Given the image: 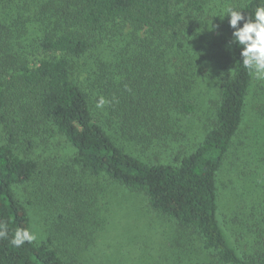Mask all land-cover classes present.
Instances as JSON below:
<instances>
[{
    "label": "trees",
    "instance_id": "trees-1",
    "mask_svg": "<svg viewBox=\"0 0 264 264\" xmlns=\"http://www.w3.org/2000/svg\"><path fill=\"white\" fill-rule=\"evenodd\" d=\"M259 3L243 0L236 8L251 15ZM43 6L53 28L37 43L41 57L18 61L16 82H9L34 92L40 122L72 146L73 162L143 193L219 264H264V134L249 152L257 159L242 165L237 158L229 179L235 200L241 188L251 197L234 204L228 221L221 215L219 180L234 139L250 105L264 115V81L250 77L236 45L227 43L229 67L217 82L211 125L197 144L188 138L194 92L208 89L199 71L209 20L219 14L211 0H49ZM5 90L0 83V112ZM100 97L107 103L97 108ZM37 170L36 159L0 143V221L9 228L0 239V264H79L66 261L51 240L10 243L15 228H31L16 188ZM230 222L248 230L238 235Z\"/></svg>",
    "mask_w": 264,
    "mask_h": 264
},
{
    "label": "rangeland",
    "instance_id": "rangeland-1",
    "mask_svg": "<svg viewBox=\"0 0 264 264\" xmlns=\"http://www.w3.org/2000/svg\"><path fill=\"white\" fill-rule=\"evenodd\" d=\"M48 1L0 0V83L6 88V105L0 112V143H10L18 155L38 161L33 179L16 188L29 210L30 229L37 236L35 242L51 240L66 261L79 264H219L217 256L204 249L195 234H181L174 222L153 210L143 193L131 192L76 165L72 146L40 122L34 92L20 83L10 84L9 81L16 82L13 75L18 61L41 57L37 43L53 28L52 12L45 11L43 6ZM241 1L211 0L219 14L227 6L238 7ZM213 19L209 20L207 51L202 55L199 71L207 76L208 89L195 90L196 113L185 120L189 141L194 145L213 121L217 82L229 67L228 15ZM250 106L219 180L221 215L225 221L242 196L246 200L251 197L250 189L241 188L243 194L238 191L235 200L229 185L237 158L242 165L249 161L259 144L260 133L264 134V115ZM256 159L254 154L252 160ZM252 195V201L258 202ZM232 226L239 231L238 235L248 230L247 225Z\"/></svg>",
    "mask_w": 264,
    "mask_h": 264
},
{
    "label": "clouds",
    "instance_id": "clouds-1",
    "mask_svg": "<svg viewBox=\"0 0 264 264\" xmlns=\"http://www.w3.org/2000/svg\"><path fill=\"white\" fill-rule=\"evenodd\" d=\"M232 6H227L223 14H217L221 19L228 15V25L233 30L229 47L236 45L244 69L254 80L264 81V0H260L251 15L245 14ZM214 15V16H217ZM215 27V26H213ZM107 101L100 97L96 107L102 108ZM9 237L7 223L0 221V239ZM37 240L35 232L30 228L17 227L13 230L10 243L19 248L25 243H33Z\"/></svg>",
    "mask_w": 264,
    "mask_h": 264
}]
</instances>
